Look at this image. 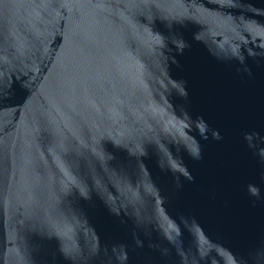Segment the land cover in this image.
<instances>
[{
  "label": "water",
  "instance_id": "1",
  "mask_svg": "<svg viewBox=\"0 0 264 264\" xmlns=\"http://www.w3.org/2000/svg\"><path fill=\"white\" fill-rule=\"evenodd\" d=\"M0 264H264V0H0Z\"/></svg>",
  "mask_w": 264,
  "mask_h": 264
}]
</instances>
